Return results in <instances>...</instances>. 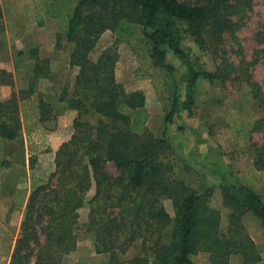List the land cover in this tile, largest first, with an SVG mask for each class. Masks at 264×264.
<instances>
[{
	"label": "trees",
	"instance_id": "trees-1",
	"mask_svg": "<svg viewBox=\"0 0 264 264\" xmlns=\"http://www.w3.org/2000/svg\"><path fill=\"white\" fill-rule=\"evenodd\" d=\"M253 2L36 0L37 26H43L44 19L57 21L61 33L56 36V50L61 49L62 39L72 46L68 66L77 68V74L71 92L63 91L59 100L76 116L69 140L55 152V171L46 182L33 185L24 204L9 264H67L66 256L77 248L75 229L85 205V232L94 237L95 253L107 254L111 264H195L191 257L200 252L208 254L210 264H228L232 256L238 257V264L262 262V251L242 221L251 213L264 228L261 196L237 179L227 181L223 176L221 202L229 213L222 230L220 211L208 204L212 188L200 191L175 177L179 156L168 136L154 135L141 118L146 108L144 92L127 91L115 76L121 43L138 47L135 52L141 50L154 71L174 72L167 62L168 52L189 63V50L181 44L184 27L198 50L212 56L215 66L212 72L190 68L184 101L179 104L173 89L164 122L172 124L180 109L190 114L198 78L211 84L229 80L245 85L259 111L250 123L251 135L260 136L259 143L250 140L251 161L257 172H264V90L252 80L256 61L245 59L238 37ZM106 32L115 36L113 45L92 59ZM26 60L33 63L26 85L0 101V138L8 142L20 139L24 122L31 118L45 128L54 122L51 104L36 90L38 80L52 75L50 62L39 57L38 47L17 51L16 75ZM174 83L171 80L175 87ZM13 84L12 73L0 69V86ZM87 116L94 122L84 120ZM108 164L117 175L108 172ZM33 165L31 159V169ZM9 166V161H0V170ZM91 187L94 194L85 204ZM164 200L171 202L172 215ZM137 242L139 253L115 261L116 254L126 256Z\"/></svg>",
	"mask_w": 264,
	"mask_h": 264
},
{
	"label": "rangeland",
	"instance_id": "rangeland-1",
	"mask_svg": "<svg viewBox=\"0 0 264 264\" xmlns=\"http://www.w3.org/2000/svg\"><path fill=\"white\" fill-rule=\"evenodd\" d=\"M35 2L0 0L3 10L0 20V69L11 72L14 80L13 86H0V101L26 85L25 77L33 64L26 60L25 66L16 75L13 67L15 53L38 47L39 57L49 60L52 75L49 79L38 80L36 90L51 104L54 114V122L48 123L47 128L31 118L24 122V129L17 141L8 142L0 138V161L10 162L7 169L0 170V264H9L20 233L24 204L33 185L46 182L55 171V152L70 138L72 121L76 116V112L69 110L66 103L59 100L63 91L68 94L71 92L77 74V68L68 66L72 46L62 39L61 49L56 50L55 41L61 33L60 25L57 21L44 19V25L37 26L39 16L36 14ZM182 28L181 44L189 50V63H184L168 52L167 62L175 68L174 72L168 74L154 71L149 68L144 53L141 50L135 52L138 47L121 43L117 46L115 76L127 91L144 92L146 108L141 118L151 133L168 136L176 156H179L175 159V177L200 191L212 188L208 204L220 211L221 229L225 230L229 211L221 202L219 185L223 182V176L227 181L237 179L249 186L264 201V172H257L253 168L249 151L250 140L255 143L260 141L259 135L250 133V123L258 118L259 111L245 85L229 80L211 84L198 78L190 114L180 109L174 115L172 124L164 122L172 102L173 89L179 104L184 101L190 68L212 72L215 66L212 56L201 53L189 34L184 32L186 29ZM238 37L245 59L256 61L251 68L252 80L264 90V0H254ZM114 40L112 33H104L91 53V58L96 59L101 51L113 45ZM232 60L238 62L234 55ZM171 80L175 82V87ZM29 113L31 111L26 112ZM94 119L92 116L84 117L89 122H94ZM31 159L34 160L32 169ZM107 170L117 175L112 164L107 165ZM93 194L94 187H91L85 196V204ZM163 204L172 215L171 202L164 200ZM87 213V205L79 210V222L75 229L77 248L66 256L65 261L67 264H111L107 254L95 253L94 237L85 232ZM242 221L251 238L259 245L262 251L260 264H264V228L251 213H246ZM139 251L140 244L137 242L129 247L126 256L116 254L115 261L133 257ZM191 259L195 264H210L206 253L200 252ZM238 262V257L232 256L228 264Z\"/></svg>",
	"mask_w": 264,
	"mask_h": 264
},
{
	"label": "crops",
	"instance_id": "crops-1",
	"mask_svg": "<svg viewBox=\"0 0 264 264\" xmlns=\"http://www.w3.org/2000/svg\"><path fill=\"white\" fill-rule=\"evenodd\" d=\"M69 140V139H68ZM68 140H66V141H68ZM254 241V240H253ZM255 242V241H254ZM256 243V242H255ZM257 244V243H256ZM258 245V244H257ZM259 246V245H258Z\"/></svg>",
	"mask_w": 264,
	"mask_h": 264
}]
</instances>
